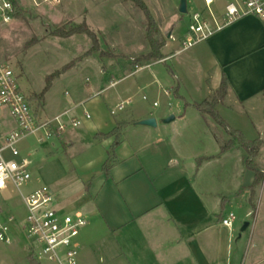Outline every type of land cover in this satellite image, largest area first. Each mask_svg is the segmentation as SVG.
I'll use <instances>...</instances> for the list:
<instances>
[{
    "label": "rangeland",
    "instance_id": "374dc122",
    "mask_svg": "<svg viewBox=\"0 0 264 264\" xmlns=\"http://www.w3.org/2000/svg\"><path fill=\"white\" fill-rule=\"evenodd\" d=\"M145 1L153 12L154 9L170 11L173 15L172 24L176 26V38L183 39L188 35L194 14L202 15L215 29L217 26L211 24L210 17L216 15L217 7L226 4L227 0H217L209 9L205 0H185L187 14H180L175 9L180 8L182 0ZM39 4L36 7L26 0L25 12L16 22L0 26V56L15 71L34 112L42 121L52 120L70 110L63 118L68 126L61 137L63 141L70 133L85 131L86 122L92 125L103 122L107 125L123 120L135 125L134 129H150L163 138L178 133L186 137L194 127L193 119L200 117L198 111L188 108L187 102L202 103L206 99L211 102L216 96L215 93L208 99L205 88L197 83L198 78L194 72L199 71L200 67L193 52L176 59L187 74L182 79L179 93L174 90L176 85L167 75L164 65H152L154 61L138 62L142 55L150 52L146 40L147 18L131 1L88 0L81 3L79 0H62V5L56 8L44 4L42 0H39ZM156 15L155 12L154 16ZM253 20L254 18L248 20L242 30H253L254 38H264V25L258 20L251 24ZM155 22L159 29V24L164 25L165 20ZM84 23L98 39L97 53L89 54L93 42L84 34L68 38L54 35L58 30L67 32ZM158 38L166 41L161 31ZM170 49L167 44L162 49V54H169ZM173 63L168 62V66L173 67ZM136 64H150L151 67L135 72ZM225 99L226 103L217 108L220 116L227 121L231 130L240 131L250 141L260 142L259 156L253 160L264 172L263 98L245 102L244 108L239 105L233 93ZM129 100L132 103L124 111L117 116L111 115V110ZM84 111L89 113L91 120L84 118ZM171 116L176 119L166 123ZM73 119L82 124L72 128L70 124ZM150 119L155 120V127L141 126V122ZM7 122H11L9 118ZM213 124L222 143L232 139L229 132L217 127L215 122ZM83 137L85 144L91 140L85 135ZM18 149L23 158L33 163L29 170L32 180L23 188L24 195L40 187H47L54 193L63 189L60 191V198L82 203L80 195L85 189L81 183L78 184L80 172H75L72 165L74 160L81 162L80 158L90 157L88 150L84 151L78 145L73 155L67 158L59 139L39 144L34 137L22 140ZM208 174L216 190L232 194L228 196L230 204L226 213H232L236 217L232 228L235 232L234 246L238 261L243 259L246 264H264V182L255 188L254 194L250 187L248 194L242 192L239 195V191H235L236 185L248 186L250 180L254 179L253 172L245 164L242 165L237 152H233L220 166L209 168ZM0 208L3 210L2 216H12L16 220L12 225L16 246H0V264H28V243L20 232L27 210L18 191L10 186L8 190L0 192ZM83 215L87 216L86 213ZM246 225L248 227L244 229ZM39 263L54 264L45 259Z\"/></svg>",
    "mask_w": 264,
    "mask_h": 264
},
{
    "label": "crops",
    "instance_id": "0c3cea01",
    "mask_svg": "<svg viewBox=\"0 0 264 264\" xmlns=\"http://www.w3.org/2000/svg\"><path fill=\"white\" fill-rule=\"evenodd\" d=\"M143 1L157 22L165 20L164 25L159 24V29L166 39L164 47L167 44L171 47L170 53L163 54L165 62L152 65L165 66L167 75L176 85L175 91L179 93L182 79L187 75L176 59L193 52L200 67L194 72L197 83L205 88L208 99L219 91L226 78L227 97L233 93L242 108L245 102L263 98L261 108H264V38H254L253 30H242L251 18H254L251 24L258 20L264 25L262 18L243 17L183 51L187 35L183 39L176 38L172 13L154 8L153 12ZM230 1L217 7V14L210 17L212 25H221L225 6ZM168 62L175 65L168 66ZM225 103L226 99L218 108ZM196 104L201 103L187 102L189 109H195ZM193 121L194 127L186 137L178 133L163 138L150 129H134L135 125L123 120L107 125L86 122L85 134V131L73 132L64 141L59 139L67 158L78 145L91 153L87 159L80 158L81 162L74 160L72 165L75 172H80L78 184L85 189L80 195L82 203L60 198L63 189L58 193L51 191L57 195V209L87 215L89 225L78 238L81 263L246 264L243 259L238 261L234 229L221 223L227 216L228 196L232 194L214 188L208 169L220 166L233 152L240 154L244 166L247 154L239 148L221 153L222 141L219 132L213 129L212 118L200 114ZM123 123L129 126L120 143L115 136L97 140V135L109 134ZM83 135L91 138L87 144ZM107 162L111 164L109 177L103 172ZM253 181L250 180L248 186L236 185L235 191L238 190L239 195L248 194ZM12 235L11 246H16L13 226ZM30 251L28 245V255Z\"/></svg>",
    "mask_w": 264,
    "mask_h": 264
},
{
    "label": "built area",
    "instance_id": "2783aa9c",
    "mask_svg": "<svg viewBox=\"0 0 264 264\" xmlns=\"http://www.w3.org/2000/svg\"><path fill=\"white\" fill-rule=\"evenodd\" d=\"M29 1L36 7L40 6L39 0ZM215 1L205 0L207 8ZM25 2L26 0H0V26L16 22L21 9L25 8ZM42 2L53 8L62 5V0ZM251 16L264 19V0L230 1L225 6L222 25L215 29L202 15L194 14L187 38L183 42V51L208 40L217 31L239 19ZM158 62L163 63L165 60ZM150 67V64L135 66V70L141 71ZM131 103V100L121 103L110 111L111 115L117 116ZM69 113L70 110L52 120L42 121L35 114L15 71L0 56V192L6 191L10 186L18 191L27 210L20 231L39 261L45 259L54 264H83L80 261L78 238L88 227L89 220L79 212L71 214L57 209L56 196L47 187L23 194V188L32 180L29 170L33 163L22 157L18 145L27 137L36 138L39 144L55 138L60 139L68 128L63 118ZM8 118L11 121L9 123ZM84 118L91 120L87 111H84ZM81 124V121L73 119L70 125L77 128ZM15 221L12 216L4 217L0 214V246L10 247L13 244L12 225ZM235 221L236 217L231 213L221 223L231 229Z\"/></svg>",
    "mask_w": 264,
    "mask_h": 264
},
{
    "label": "trees",
    "instance_id": "16d2710c",
    "mask_svg": "<svg viewBox=\"0 0 264 264\" xmlns=\"http://www.w3.org/2000/svg\"><path fill=\"white\" fill-rule=\"evenodd\" d=\"M134 3V5L143 13H145V16L147 18V27H146V40L149 43L150 46V52L146 55H142L138 62H158L163 60L165 57L162 54V49L165 46V40L163 38H158L160 35V31L157 27V24L152 17L150 11L148 10L145 2L143 0H127ZM24 9H21L20 13L18 14V17L22 13H24ZM78 34H84L88 36L91 41L93 42V47L89 54L91 53H97L99 52V42L98 39L93 31L90 30V28L84 23L81 26L74 27L70 31H62L58 30L55 32V36L61 37V38H68L73 35ZM139 66V65H135ZM228 88L229 83L226 78L223 79V82L221 84V87L219 91L216 93V96L213 98L211 102L205 101L201 104H196L195 109L202 115V116H209L212 118L213 122L217 125V127L226 130L229 132L232 136V139L227 143H220L221 145V153H225L229 150H232L234 148H240L243 149L247 154V159L245 161V165L247 169L253 172L254 174V181L251 185L250 189L252 191V194H254L255 188L260 186L264 182V172L260 170L259 166L254 162V158H257L259 156L260 152V142L259 141H250L248 140L244 134H242L240 131H233L229 128L228 124L223 120V118L220 116L217 108L218 106L224 102L227 94H228ZM207 108V109H206ZM129 126L127 123H123L118 125L111 133L109 134H99L97 135V140H103L110 137L115 136L117 139V142L120 143V141L123 138V132L124 130ZM111 164L108 162L105 163L103 167V172L109 177ZM27 262L28 264H40L36 255L30 251L29 255L27 256Z\"/></svg>",
    "mask_w": 264,
    "mask_h": 264
},
{
    "label": "water",
    "instance_id": "95a60500",
    "mask_svg": "<svg viewBox=\"0 0 264 264\" xmlns=\"http://www.w3.org/2000/svg\"><path fill=\"white\" fill-rule=\"evenodd\" d=\"M179 12H180L181 14H187V13H188V10H187V4H186L185 0H182V2H181V6H180V8H179ZM169 38H171V36H169ZM174 120H175V117H174V116H171V117H169V118L166 120V123H170V122H172V121H174ZM140 124H141V125H144V126H152V127H155V126H156V122H155V120H153V119L143 121V122H141ZM247 227H248V225H246V226L244 227V229H246Z\"/></svg>",
    "mask_w": 264,
    "mask_h": 264
}]
</instances>
